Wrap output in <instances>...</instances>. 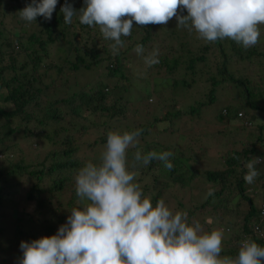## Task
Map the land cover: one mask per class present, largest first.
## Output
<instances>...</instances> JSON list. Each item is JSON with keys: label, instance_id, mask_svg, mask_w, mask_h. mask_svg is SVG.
<instances>
[{"label": "trees", "instance_id": "16d2710c", "mask_svg": "<svg viewBox=\"0 0 264 264\" xmlns=\"http://www.w3.org/2000/svg\"><path fill=\"white\" fill-rule=\"evenodd\" d=\"M4 1L0 0V147L8 137L33 138L37 159L24 165L22 159L13 162L0 150V207L22 188V178L35 176L24 190L23 202H34L37 217L45 215L46 219H42L43 234L28 235V242L55 235L57 224L64 221V214L50 210L51 200L57 202L64 195L65 214L77 207V203L81 204L74 191V176L86 164L82 160L84 154L94 145L105 148L108 131L123 133L143 129L137 147L128 152L127 165L131 168L129 163L135 151L146 154L153 150L151 145H156L173 152L163 142L151 145L144 142L151 138L150 133L158 122L172 123L177 118L194 114L201 117V110L215 102L217 89L227 86L233 88L238 100H231L232 104L224 103L215 111L213 119L224 124V130L232 120L244 118L238 127L239 148L221 154V167L202 170L191 168L188 171L182 164L175 163L180 162L181 153L178 158L174 153L170 159L173 168L168 170L161 163L159 171L162 174L154 175L152 179L157 177L160 180V188L172 187L169 193L174 200L172 209L187 212L190 224L198 221L205 227V232H211L210 224L215 222V230H223L222 257H235L241 241L246 238L264 246V221L259 222L261 204H264V162L256 165L259 175L252 184L243 179L247 173L244 165L254 157L264 158V119H261L264 118L263 28L259 42L244 49L228 38L216 42H191L188 37L196 34H190L182 27L178 29L180 32L173 29L170 37L162 40L156 34L155 25L140 26L134 22L131 35L121 38L123 50L143 45L145 52L139 56L141 59L151 52L150 47L152 51L159 50V63L146 67L154 74L144 70L150 86L145 95L141 94L144 98L135 100L127 93L131 88L130 79L136 74L126 62L134 63L138 59L125 57L120 49L118 55H113L109 48L112 42L103 38L98 26L82 25L75 17L71 25L65 24L60 13L65 0H58L50 21L38 16L31 23L21 20L18 12L32 0H7V7L3 10ZM69 3L77 11L84 6V0H69ZM79 29L86 30L85 40L80 41L76 31ZM171 37L176 40L171 41ZM103 62L102 79L92 78L81 84L74 81L78 74L83 71L92 73L93 68ZM131 73L132 77H129ZM159 73L161 78L170 80V90L180 87L187 90L196 85L201 87L202 96L187 108L180 107V100L168 97L166 104L160 103L164 108L161 116L155 114L152 119L138 123L133 117L135 113L147 112L153 107V101L148 103L147 99L154 92L153 82ZM134 103H138V107ZM161 107L155 108L160 110ZM125 118L130 120L123 127L120 122L116 123ZM246 121L250 124L247 125ZM98 128L105 132L91 143L80 144L83 137ZM42 142L46 144L41 145ZM45 145L48 149L45 148L43 153ZM99 160L91 162L98 164ZM152 163L141 172L148 173ZM177 171L179 173L174 176ZM187 172L190 173L188 183H185L182 178ZM197 178L203 184L201 191L204 195H200L199 202L194 200L195 204L190 207L192 199L189 200L184 193L198 188ZM210 190L213 195L208 196ZM160 197L156 194L149 197L153 206ZM184 197L188 200L187 206L183 205ZM254 224L258 225L261 235L254 229Z\"/></svg>", "mask_w": 264, "mask_h": 264}, {"label": "clouds", "instance_id": "9594fccd", "mask_svg": "<svg viewBox=\"0 0 264 264\" xmlns=\"http://www.w3.org/2000/svg\"><path fill=\"white\" fill-rule=\"evenodd\" d=\"M58 0H32L18 12L28 23L38 16L52 19ZM186 10L187 14L182 13ZM63 22L98 26L113 55L124 47L122 37L136 25H166L195 32L205 42L225 38L244 49L255 46L264 25V0H84L75 10L69 0L60 7ZM137 55L143 45L137 44ZM159 50L144 56V64L159 63ZM250 124V123H249ZM143 129L108 131L98 164L86 163L74 176L80 207H74L57 233L31 242L21 241L18 264H264V246L251 239L241 241L235 257L221 256L223 230L205 232L198 221L189 223L187 212L170 210L163 199L153 206L135 183V170L127 165L128 151L136 148ZM170 151L132 153V167H146L153 160L171 170ZM254 157L244 167L243 179L252 184L259 175ZM208 196L213 195L210 190Z\"/></svg>", "mask_w": 264, "mask_h": 264}, {"label": "rangeland", "instance_id": "374dc122", "mask_svg": "<svg viewBox=\"0 0 264 264\" xmlns=\"http://www.w3.org/2000/svg\"><path fill=\"white\" fill-rule=\"evenodd\" d=\"M7 2L8 1L5 0L2 3L3 10L4 8L7 7L5 5ZM6 13L7 16L9 17V13L7 11ZM182 14L186 15L187 14L186 10ZM9 22H11V20ZM155 26L157 27L156 34L157 36L161 37L162 40L169 38L170 32H172L173 29H175V32H180V30L178 31V29L181 28V27H177V22L175 18L170 20L166 25H155ZM259 27H260V31L262 30V28L264 30V25H261ZM183 29L187 30L185 28ZM76 31L78 35H80V41H82V38H84V40L86 39L85 38L86 30L79 29ZM192 33L195 32L194 31L190 32V34ZM188 38L189 40H191V42L194 43L199 42L198 40H200V42L202 43L205 42L204 40L199 39L197 34L194 36H189ZM170 39L171 41H175L176 37L174 38L171 37ZM123 48H120V52L122 54L123 51L125 57L127 58L129 57V59H133L135 61L138 59L134 63L126 62V65L128 63L130 68H133L132 73L136 74L134 75L133 79L129 78L131 88L127 94L129 98L135 100L144 98L141 96V94L145 95L146 91L148 90V87L150 86V84L147 82V78L144 77L145 75L144 70H146V65L144 64V58L142 59L139 58L140 55H137L134 51L135 47L130 48L129 50L128 49L123 50ZM150 51H152L151 47H150ZM103 65L104 62L102 64L100 63L99 65H97L95 68H93L92 73H89L90 71H83V73L77 75L74 81L77 84L79 83L81 84L86 80L92 78L93 80L98 78L102 79L101 75L103 73L102 70ZM148 71L149 74L151 75L154 74V72H151V70ZM132 73L131 76L129 77H132ZM161 77L162 74L159 73L153 82L154 92H152V95L154 96V99L152 95L150 99H147L148 103L153 101L151 105L154 108L150 107L147 112L144 111L136 112L135 115L133 116L136 122L144 123L147 120L152 119V116L155 114H157V116H161L163 114L164 108L161 107L160 103L163 102L164 104H166L168 102V97H172V99L174 100L176 99L180 100L181 101L180 107L187 108L189 105L193 104L194 101L199 100L202 96V89L200 86L193 85L187 90L181 87L175 90H170L169 87L170 80ZM217 90L218 91L215 95L216 96L215 102H213V104L208 105L207 107H204L201 110L203 117L202 115L201 117L200 116L197 117L196 114H194L192 117L185 116L182 118H177L173 120L172 123H169V121H160L155 125L156 128L152 129L150 133L151 138H147L146 141L144 142H148L149 145H151L150 143L158 142L162 144L163 142V144H165L167 148L173 151L172 153L176 154L177 158L179 153H181V155L179 156L180 162L175 161V163L182 164L188 171L191 168L202 170L207 168L221 167L222 166L221 164L222 162L220 160L221 154H225L224 152L226 150L232 151L234 149L239 148L240 141L238 140V136H239L238 127L243 123L242 121L245 120L244 118L241 120H237V119L232 120L225 127L224 130L222 127L224 126V124L214 121L213 115L216 113L215 112L216 110H218L226 102L232 104L231 100H238L235 97V95L236 96L238 95L234 93L233 88H228L227 86H225L223 89L218 88ZM134 104L137 105L138 107V103H134ZM156 106L161 107L160 110L158 109L156 110L155 108ZM128 114L126 116H128ZM127 118H125V120L124 119L119 120L116 123L120 122V125L123 127L130 120V118L128 120ZM161 129H164V131H162ZM104 132L105 130H103L102 128L94 129L91 132H89L85 137L82 138L80 144L86 145V143H91L92 140H94V138L98 137L100 134H103ZM151 139H153L154 142ZM33 142H34L33 138H24V137L22 138L20 136H14L10 138L8 137L3 140V144L1 145L0 150H3L2 153H5L11 161L15 162L18 159H22L23 164L26 165V164H30L31 160L37 159V146H35ZM43 144L46 143L42 142L41 145ZM9 145H10V150L8 151ZM151 146L153 147L154 151L157 152L164 151L156 145H151ZM5 147H7V149H4ZM45 148L48 149V145L44 146L42 151L43 153L45 152ZM104 149L105 148H101L99 145L98 146L94 145L92 150L84 154L82 160L86 161V163L91 162L92 160H95L96 162L100 159V155L104 151ZM190 154L193 155L192 158H190ZM161 163L162 162L158 160H153V163L151 165V170L148 173L141 172L145 170V167L137 166L135 169H133L132 161L129 163L131 168L129 167L128 168L130 171L135 170L137 172V176L134 182L138 183L141 186L144 197L149 198L154 194L158 195V197L161 196L160 199H163L165 201L166 206L175 213L176 211H180V210L175 208L172 209L174 200L171 197H169L170 196L169 193L172 191V187L168 186L169 188L168 187L160 188L159 185L160 180L157 177L154 178L155 180L152 179L154 175L158 176L162 174V171H159L161 167L160 166ZM32 169L33 168L30 167V171H32ZM177 173H179V171L175 172L173 175L175 176ZM189 173L190 172H187V174L183 175L182 180L185 183H188L186 180H188ZM34 177L35 176L28 175L26 178H22L23 180L21 179V181H24V185L22 186V188L18 190V193L16 192L15 195H12L10 199L6 200L3 203L2 207H0V216H1L0 217V264H18V259L22 257V252L19 248L20 242L21 241L28 242L27 240L28 235L39 236L42 235L44 232V230L42 229V225H44L43 223L44 221L42 219L43 218L46 219V216L40 215L37 217L36 207L34 202H23L24 193H25L24 190L27 186H29L30 183H32V181H34ZM139 177L141 178V180L140 179L137 180ZM195 183L198 185L197 189L193 188L189 192L184 193V195H186L189 200L192 199L191 200L192 204H190V202L188 203V205L190 204V207L195 204L194 200L196 202H199L201 196L204 195L201 191L203 184L200 181V179L197 178V180H195ZM176 184L179 185V183L177 182ZM173 189H176V186H174ZM180 194H182V191L180 192ZM63 198L64 195H61L57 202L55 199H53L49 204L50 210L53 209L59 215L64 214L63 216L64 221L61 224H57L55 231L56 233L59 226L66 223V219L70 215V212L65 214L67 211L64 205ZM185 199L186 198L184 197L183 205L187 206L188 200L186 201ZM77 204H78L77 207H80L81 204L79 203ZM2 211H4V213L1 215ZM16 219H18V221H16ZM15 221L17 222V224H15ZM201 226L204 231L205 227L203 225ZM215 226H216L215 222H213L212 225L210 224V227H212L213 230L216 229ZM230 245H232L231 242Z\"/></svg>", "mask_w": 264, "mask_h": 264}, {"label": "built area", "instance_id": "2783aa9c", "mask_svg": "<svg viewBox=\"0 0 264 264\" xmlns=\"http://www.w3.org/2000/svg\"><path fill=\"white\" fill-rule=\"evenodd\" d=\"M238 115H240V114L238 113ZM245 123H246L247 125L249 124L248 121H246ZM262 206H264L263 203L261 204V210H260L261 218H259V222H260V221H264V209L262 208ZM254 229L257 230V232H258L259 235H261V232H259V227H258V225L254 224Z\"/></svg>", "mask_w": 264, "mask_h": 264}]
</instances>
